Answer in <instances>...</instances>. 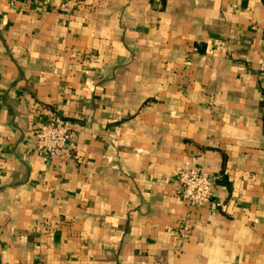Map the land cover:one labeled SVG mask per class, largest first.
<instances>
[{
	"label": "crops",
	"instance_id": "obj_1",
	"mask_svg": "<svg viewBox=\"0 0 264 264\" xmlns=\"http://www.w3.org/2000/svg\"><path fill=\"white\" fill-rule=\"evenodd\" d=\"M263 54L264 0H0V264H264Z\"/></svg>",
	"mask_w": 264,
	"mask_h": 264
},
{
	"label": "built area",
	"instance_id": "obj_2",
	"mask_svg": "<svg viewBox=\"0 0 264 264\" xmlns=\"http://www.w3.org/2000/svg\"><path fill=\"white\" fill-rule=\"evenodd\" d=\"M17 2H34L49 4L51 0H15ZM61 9L66 7L60 4ZM260 81H264V54L260 57L256 73ZM34 150L45 160L73 162L75 152L74 132L67 128L60 117L53 114L48 120L38 123L34 129ZM178 188L176 195L190 208L207 204L214 190V178L208 173L193 167L184 161L175 171Z\"/></svg>",
	"mask_w": 264,
	"mask_h": 264
}]
</instances>
